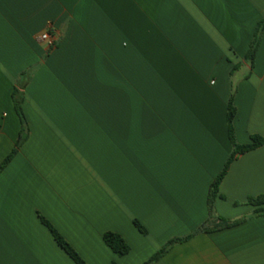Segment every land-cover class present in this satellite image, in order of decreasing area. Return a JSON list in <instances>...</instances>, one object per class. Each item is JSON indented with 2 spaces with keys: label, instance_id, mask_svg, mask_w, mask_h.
<instances>
[{
  "label": "crops",
  "instance_id": "crops-1",
  "mask_svg": "<svg viewBox=\"0 0 264 264\" xmlns=\"http://www.w3.org/2000/svg\"><path fill=\"white\" fill-rule=\"evenodd\" d=\"M264 0H0V264H144L209 221L210 189L236 142L264 137ZM51 33V40L41 36ZM264 146L239 155L215 215L155 264H264ZM146 230L142 234L135 222ZM219 221H214L211 227ZM121 235L131 251L104 242Z\"/></svg>",
  "mask_w": 264,
  "mask_h": 264
},
{
  "label": "trees",
  "instance_id": "trees-1",
  "mask_svg": "<svg viewBox=\"0 0 264 264\" xmlns=\"http://www.w3.org/2000/svg\"><path fill=\"white\" fill-rule=\"evenodd\" d=\"M264 29V20L260 22L255 40L250 46L249 53L247 55L246 61L247 63L253 67L254 66V60L256 56L257 49L260 44V35ZM26 86V83L24 84H18L15 88L12 99L15 107V111L20 119L21 123V131L19 135V139L14 147V149L11 151V153L3 160V162L0 164V174L6 169V167L11 163V161L14 159V157L18 154L19 149L22 147V145L25 143V141L29 137L30 129L27 122V119L25 117V114L23 112L22 104H23V92L22 90ZM236 91L233 89L229 103H228V109H227V127H228V136L231 141L233 151L231 155L229 156L227 162L225 163V166L221 173L217 176L214 183L211 186L210 194L208 198V208H209V221L200 228L195 234L202 233V232H210L214 230L223 229L226 227L233 226L235 224H239L240 221L237 222H230L228 220L222 219L220 217H217L215 215L214 205L217 198H223L219 196V189L220 186L225 179L231 164L233 161L239 156L243 155L245 153H248L250 151L256 150L262 146H264V137L261 136H252V143L248 145H239L236 142L235 137V128H234V121L237 116V109L234 105V97H235ZM247 204L251 205L253 207H256V210L254 212V216H264V194L257 196V197H249L247 199ZM41 223L51 232L54 240L56 243L61 247L64 252L73 260L75 264H87L85 260L80 256V254L74 249V247L55 229V227L42 215H39ZM219 221L215 227H211L212 223L214 221ZM135 226L137 229L142 233L146 234V230L143 226H141L137 221L135 222ZM193 234V235H195ZM192 235V236H193ZM192 236L182 238V239H173L169 241L163 249H161L159 252H157L155 255H153L147 262L144 264H155L159 259H161L168 250L174 246L177 243H181L184 241H187ZM103 240L105 244L118 256L124 257L128 255L131 251L130 246L127 244L125 239L114 232H107L103 236ZM116 264V263H113Z\"/></svg>",
  "mask_w": 264,
  "mask_h": 264
},
{
  "label": "built area",
  "instance_id": "built-area-1",
  "mask_svg": "<svg viewBox=\"0 0 264 264\" xmlns=\"http://www.w3.org/2000/svg\"><path fill=\"white\" fill-rule=\"evenodd\" d=\"M51 33L49 31H46L42 34L41 39L44 41H50L51 40Z\"/></svg>",
  "mask_w": 264,
  "mask_h": 264
}]
</instances>
